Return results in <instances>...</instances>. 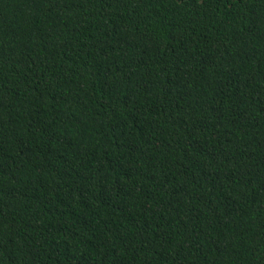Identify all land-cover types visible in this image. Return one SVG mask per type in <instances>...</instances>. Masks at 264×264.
Here are the masks:
<instances>
[{
	"label": "trees",
	"instance_id": "obj_1",
	"mask_svg": "<svg viewBox=\"0 0 264 264\" xmlns=\"http://www.w3.org/2000/svg\"><path fill=\"white\" fill-rule=\"evenodd\" d=\"M0 264H264V0H0Z\"/></svg>",
	"mask_w": 264,
	"mask_h": 264
}]
</instances>
